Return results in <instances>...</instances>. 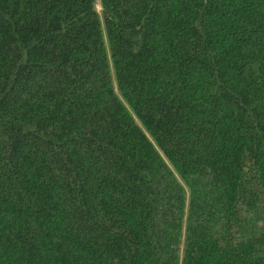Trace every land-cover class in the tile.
Returning <instances> with one entry per match:
<instances>
[{
  "label": "trees",
  "instance_id": "1",
  "mask_svg": "<svg viewBox=\"0 0 264 264\" xmlns=\"http://www.w3.org/2000/svg\"><path fill=\"white\" fill-rule=\"evenodd\" d=\"M0 0V264H264V0Z\"/></svg>",
  "mask_w": 264,
  "mask_h": 264
},
{
  "label": "rangeland",
  "instance_id": "2",
  "mask_svg": "<svg viewBox=\"0 0 264 264\" xmlns=\"http://www.w3.org/2000/svg\"><path fill=\"white\" fill-rule=\"evenodd\" d=\"M96 7L98 12L101 14L102 13V6L100 0H96Z\"/></svg>",
  "mask_w": 264,
  "mask_h": 264
}]
</instances>
